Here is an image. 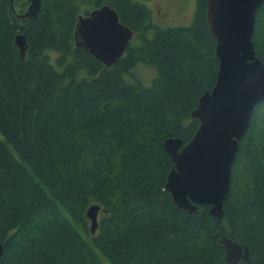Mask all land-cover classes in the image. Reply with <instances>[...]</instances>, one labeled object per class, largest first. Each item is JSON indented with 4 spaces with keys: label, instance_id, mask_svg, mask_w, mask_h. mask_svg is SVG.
Returning a JSON list of instances; mask_svg holds the SVG:
<instances>
[{
    "label": "trees",
    "instance_id": "obj_1",
    "mask_svg": "<svg viewBox=\"0 0 264 264\" xmlns=\"http://www.w3.org/2000/svg\"><path fill=\"white\" fill-rule=\"evenodd\" d=\"M149 1L42 0L31 20L20 17L30 0H0V264H229L220 232L249 247L239 264H264V102L240 142L224 216L176 205L164 141L193 137L219 61L207 0L189 24L167 27ZM105 4L134 32L108 67L75 44L79 16ZM253 41L264 62V2ZM139 64L154 68L151 85Z\"/></svg>",
    "mask_w": 264,
    "mask_h": 264
},
{
    "label": "water",
    "instance_id": "obj_2",
    "mask_svg": "<svg viewBox=\"0 0 264 264\" xmlns=\"http://www.w3.org/2000/svg\"><path fill=\"white\" fill-rule=\"evenodd\" d=\"M264 0H207V19L215 37L219 61L217 80L211 90L199 98L192 116L198 129L186 144L181 138H168L164 147L174 167L169 172L166 189L174 203L196 212L199 205L209 206L210 213L221 219L230 191L232 167L240 142L245 136L257 104L264 102V62L253 41L257 11ZM42 0H30L20 15L34 20ZM134 32L120 21L117 11L105 4L88 15L81 14L75 26V44L106 65L111 66L126 52ZM16 42L26 48L25 34ZM97 204L87 210L91 231L99 227ZM220 245L226 250L229 264L250 258L249 247L222 232ZM4 252L0 237V261Z\"/></svg>",
    "mask_w": 264,
    "mask_h": 264
},
{
    "label": "rangeland",
    "instance_id": "obj_3",
    "mask_svg": "<svg viewBox=\"0 0 264 264\" xmlns=\"http://www.w3.org/2000/svg\"><path fill=\"white\" fill-rule=\"evenodd\" d=\"M196 0H151L149 6L154 11V22L161 27L189 24L195 10ZM137 77L145 85H151L155 70L152 66L139 64L135 70ZM130 80L133 77L128 76Z\"/></svg>",
    "mask_w": 264,
    "mask_h": 264
}]
</instances>
